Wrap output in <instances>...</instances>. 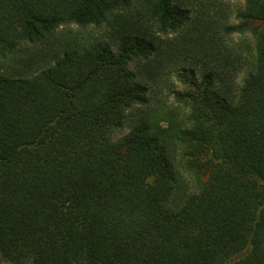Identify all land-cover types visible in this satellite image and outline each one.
Here are the masks:
<instances>
[{"label":"trees","instance_id":"16d2710c","mask_svg":"<svg viewBox=\"0 0 264 264\" xmlns=\"http://www.w3.org/2000/svg\"><path fill=\"white\" fill-rule=\"evenodd\" d=\"M0 254L264 264V0H0Z\"/></svg>","mask_w":264,"mask_h":264},{"label":"rangeland","instance_id":"374dc122","mask_svg":"<svg viewBox=\"0 0 264 264\" xmlns=\"http://www.w3.org/2000/svg\"><path fill=\"white\" fill-rule=\"evenodd\" d=\"M225 1L227 6L233 9L234 12L240 9L243 3V0H225ZM0 264H13V263L6 261L0 254Z\"/></svg>","mask_w":264,"mask_h":264}]
</instances>
